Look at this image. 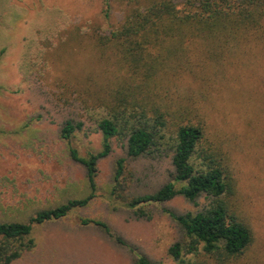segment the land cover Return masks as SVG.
<instances>
[{"label":"rangeland","instance_id":"1","mask_svg":"<svg viewBox=\"0 0 264 264\" xmlns=\"http://www.w3.org/2000/svg\"><path fill=\"white\" fill-rule=\"evenodd\" d=\"M175 1L183 6L186 0ZM111 6L106 17L104 0H0L1 220L26 222L39 210L91 193L86 168L71 158L69 146L81 156L103 149L94 120L120 72L115 47L103 46L100 36L132 8L127 0H111ZM238 48L222 64L183 73L163 86L171 98L160 102L169 112L168 136L180 120L205 125L206 136L230 159L237 207L254 233L241 256H186L194 263L264 264V33ZM67 119L84 122L71 142L60 136ZM111 143L112 152L98 161L95 197L60 220L36 226L35 247L11 264H135L137 253L157 264H176L169 248L185 237L170 213L196 212L209 200L201 196L195 204L177 195L138 216L111 195L116 161L127 157L125 139ZM171 155L128 158L125 194H150L168 182ZM83 218L106 222L113 236L83 225Z\"/></svg>","mask_w":264,"mask_h":264},{"label":"trees","instance_id":"2","mask_svg":"<svg viewBox=\"0 0 264 264\" xmlns=\"http://www.w3.org/2000/svg\"><path fill=\"white\" fill-rule=\"evenodd\" d=\"M127 1L132 8L124 19L108 35L100 36L103 46L111 42L115 47L120 72L110 97L99 104L102 115L94 120L103 149L81 156L69 146L71 158L86 168L91 193L39 210L26 222L0 219V264H11L35 247L36 226L60 220L95 197L98 161L112 152L114 137L126 140L127 157L116 161L111 195L138 216L148 215V206L177 195L195 204L201 196L209 200L199 211L170 213L185 237L169 248L176 264H204L186 259L200 253L220 261L237 258L254 242L253 230L237 207V181L229 157L209 140L201 121L180 120L168 136L169 112L160 102L171 99L163 88L171 78L178 80L183 73L205 72L211 64H222L250 36L264 33V0H186L183 6L175 0H146L143 5ZM104 3L110 17L111 0ZM83 126V121L67 119L60 136L71 142ZM170 152L174 171L168 182L150 194H125L128 158ZM81 223L97 225L113 236L104 221L83 218ZM114 238L126 245L121 237ZM135 264L157 263L137 253Z\"/></svg>","mask_w":264,"mask_h":264}]
</instances>
